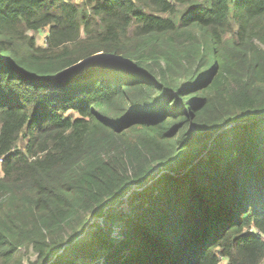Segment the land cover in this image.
Here are the masks:
<instances>
[{
	"label": "trees",
	"instance_id": "1",
	"mask_svg": "<svg viewBox=\"0 0 264 264\" xmlns=\"http://www.w3.org/2000/svg\"><path fill=\"white\" fill-rule=\"evenodd\" d=\"M23 251L264 264V0H0V264Z\"/></svg>",
	"mask_w": 264,
	"mask_h": 264
},
{
	"label": "rangeland",
	"instance_id": "2",
	"mask_svg": "<svg viewBox=\"0 0 264 264\" xmlns=\"http://www.w3.org/2000/svg\"><path fill=\"white\" fill-rule=\"evenodd\" d=\"M38 43L40 44V45H42L43 44V40H39L38 41ZM104 59H106V56L105 55H98V56H96V57H93L92 59H90L89 61H86V62H84V64L83 65H88L89 63H92V62H95V61H102V60H104ZM158 178H160V176L158 177ZM121 208H124V212L125 213H129V209H128V207L126 206V205H124L123 207H120V209ZM117 212V211H116ZM116 226H114L113 225V229L115 228ZM116 229V231L115 232H119V229L118 228H115ZM23 254H24V256H23V264H29L30 263V261H34L35 260V258H36V256L34 255V253L33 252H28V253H25L24 251L22 252ZM99 264V263H98Z\"/></svg>",
	"mask_w": 264,
	"mask_h": 264
}]
</instances>
